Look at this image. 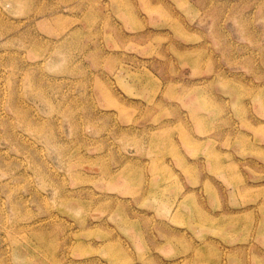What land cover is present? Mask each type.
Segmentation results:
<instances>
[{"label": "rangeland", "instance_id": "1", "mask_svg": "<svg viewBox=\"0 0 264 264\" xmlns=\"http://www.w3.org/2000/svg\"><path fill=\"white\" fill-rule=\"evenodd\" d=\"M0 264H264V0H0Z\"/></svg>", "mask_w": 264, "mask_h": 264}]
</instances>
